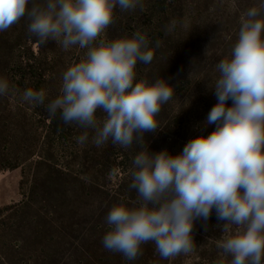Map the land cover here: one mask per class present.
I'll list each match as a JSON object with an SVG mask.
<instances>
[{"label": "clouds", "instance_id": "1", "mask_svg": "<svg viewBox=\"0 0 264 264\" xmlns=\"http://www.w3.org/2000/svg\"><path fill=\"white\" fill-rule=\"evenodd\" d=\"M144 9L143 0H0V32L22 19L39 44L56 42L65 52L83 50L61 76L59 94L47 104L43 89L26 88L22 101L44 105L49 116L83 129L77 143L96 147L111 142L140 150L129 169L128 189L136 199L114 204L105 217L103 247L134 261L142 245H155L161 259L195 251L193 224L215 209L223 221L216 264H264V0L240 16L238 38L214 71L217 103L205 126L208 135L190 139L181 153H152L145 133L159 129L161 107L174 86L160 77L137 79V63L150 64L155 49L147 34L107 38L114 9ZM171 21L166 30H175ZM19 92L0 77V97ZM231 100V106L228 101ZM99 114V115H98ZM115 171V170H114Z\"/></svg>", "mask_w": 264, "mask_h": 264}, {"label": "rangeland", "instance_id": "2", "mask_svg": "<svg viewBox=\"0 0 264 264\" xmlns=\"http://www.w3.org/2000/svg\"><path fill=\"white\" fill-rule=\"evenodd\" d=\"M259 2L143 0V11L114 9L108 39L140 30L153 45L161 41L150 64L137 63V79L162 77L175 89L158 114L159 129L145 133L150 152L179 154L190 139L215 130V124L205 126L217 103L211 89L215 64L237 41L242 13ZM173 20L177 26L168 33ZM26 25L22 19L0 32V77L19 90L0 97V264H216L224 222L215 209L206 221H194L195 251L187 256L161 259L149 242L142 245V255L128 261L103 247L109 209L121 202L131 207L129 201L136 199L128 189L129 169L140 147L134 143L125 150L109 142L98 148L91 133L79 144L76 137L84 130L76 125L68 126L62 144L50 134L40 114L46 107L27 104L20 93L43 89L47 104L59 94L62 73L83 50L65 52L54 41L39 44ZM122 171H128L123 183Z\"/></svg>", "mask_w": 264, "mask_h": 264}, {"label": "trees", "instance_id": "3", "mask_svg": "<svg viewBox=\"0 0 264 264\" xmlns=\"http://www.w3.org/2000/svg\"><path fill=\"white\" fill-rule=\"evenodd\" d=\"M46 109L40 110V114L44 115L46 120H48L47 127L50 131V134L56 138V140L62 144L63 140L65 139V133L67 132V128L69 125H66L62 122L59 117V114L55 118L49 116L48 112L44 113ZM123 169V167H121ZM124 173V177L121 179V182H125L127 179L128 171H122ZM125 185V184H124Z\"/></svg>", "mask_w": 264, "mask_h": 264}]
</instances>
